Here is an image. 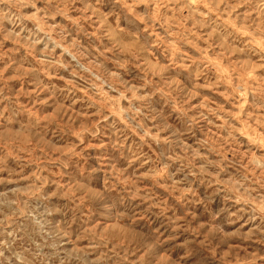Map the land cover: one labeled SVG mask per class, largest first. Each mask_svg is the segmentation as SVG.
<instances>
[{
	"label": "rangeland",
	"instance_id": "1",
	"mask_svg": "<svg viewBox=\"0 0 264 264\" xmlns=\"http://www.w3.org/2000/svg\"><path fill=\"white\" fill-rule=\"evenodd\" d=\"M0 264H264V0H0Z\"/></svg>",
	"mask_w": 264,
	"mask_h": 264
}]
</instances>
